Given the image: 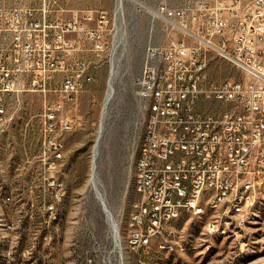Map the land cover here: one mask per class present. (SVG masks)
Listing matches in <instances>:
<instances>
[{"label": "built area", "instance_id": "built-area-1", "mask_svg": "<svg viewBox=\"0 0 264 264\" xmlns=\"http://www.w3.org/2000/svg\"><path fill=\"white\" fill-rule=\"evenodd\" d=\"M148 12L181 37L150 46L138 78L150 138L142 140L129 233L133 251L155 240L169 248L164 232L170 222L183 212L195 215L202 202L217 210L206 228L222 229L223 235L241 227L246 213L264 202V0L161 2ZM115 20L116 11L66 17L52 14L46 4L0 5V130L13 119L9 98L21 92L54 88L73 101L93 80L89 62L78 55L81 41L94 52L106 50ZM212 54L242 76L212 80ZM44 127L52 151L48 166L55 171L65 143L53 132L72 127L60 103L46 106ZM48 187L57 200L64 195V183L54 175ZM230 206H237V213H230ZM220 218H230V225H220ZM87 264L98 263L90 258Z\"/></svg>", "mask_w": 264, "mask_h": 264}, {"label": "rangeland", "instance_id": "rangeland-1", "mask_svg": "<svg viewBox=\"0 0 264 264\" xmlns=\"http://www.w3.org/2000/svg\"><path fill=\"white\" fill-rule=\"evenodd\" d=\"M97 6L113 14L115 0H99ZM188 0H126L111 31L112 45L94 52L81 41L78 55L89 62L93 80L73 101L54 88L28 90L8 100L13 119L0 130V264H264V202L247 212L241 227L222 234L206 228L209 214L183 212L172 220L164 235L170 245L157 242L133 251L126 244L135 189V162L145 131L146 110L137 95L138 78L150 46L164 47L181 37L148 10L161 2L179 6ZM42 8L37 0H0V5ZM52 14L69 16L58 5L46 4ZM116 32V33H115ZM116 53L112 98L106 108L98 143L97 172L103 183L106 204L120 229L123 252L115 246L103 200L90 183L95 141L110 79L114 37ZM209 74L222 81L242 74L232 64L210 56ZM115 81V82H114ZM60 103L62 115L72 122L68 130L55 129L68 155L50 171L52 151L45 142L44 113L49 104ZM134 165V166H133ZM54 175L64 183L60 200L48 187ZM103 204H102V202ZM53 206V210L49 207Z\"/></svg>", "mask_w": 264, "mask_h": 264}, {"label": "bare ground", "instance_id": "bare-ground-1", "mask_svg": "<svg viewBox=\"0 0 264 264\" xmlns=\"http://www.w3.org/2000/svg\"><path fill=\"white\" fill-rule=\"evenodd\" d=\"M123 5L124 3L122 2H117V6H116V14L117 15H121L123 14ZM116 33V32H115ZM119 43L120 40L117 37V35L114 34V49H113V56H112V60H111V69H110V79L108 82V89H107V94H106V98L104 101V106H103V116H105V112H106V108L112 98V92H113V76L115 74V69L117 65L116 63V53L118 52L117 49H119ZM117 59V58H116ZM119 59V58H118ZM117 59V60H118ZM117 70V69H116ZM115 82V81H114ZM102 116V117H103ZM98 136L100 134V126H99V131H98ZM143 138H150V121H145V131H144V136ZM98 139V137H97ZM99 143V142H98ZM144 148H145V141H142L141 144V149H140V153L138 158L136 159L135 162V173H136V177H135V189L136 192L138 193L139 189H140V178L138 177V173L140 171L141 168V164H143V156H142V152H144ZM99 155V150H98V145H97V140L95 141V145H94V150H93V157H92V163H91V176H90V183L92 188L95 190L96 194L98 197H100L103 202H105V204H103V206H105L104 209H106L107 215H108V219H109V224L110 227L112 229V233H113V237L115 240V246L117 248H119L122 252H123V243L121 241V234H120V229L118 227V223L115 220L113 214L111 213V211L109 210L107 204H106V200H105V192L103 189V183L101 178L98 175L97 172V164H96V159L97 156ZM134 166V165H133ZM137 201V199L135 200ZM259 206V205H258ZM230 213H237V206H230ZM209 214V218H217V210L213 209V204H210V202H202L198 208L195 209V215H206ZM135 217V202L133 203V210L130 216V222H129V233H130V228H132V221L133 218ZM220 225H230V218H220ZM209 229V228H208ZM211 230V229H209ZM213 231L216 232H220L222 233V229H213ZM128 233V237L126 244L128 245V247L130 249L133 250V239L131 238V236H129Z\"/></svg>", "mask_w": 264, "mask_h": 264}, {"label": "crops", "instance_id": "crops-1", "mask_svg": "<svg viewBox=\"0 0 264 264\" xmlns=\"http://www.w3.org/2000/svg\"><path fill=\"white\" fill-rule=\"evenodd\" d=\"M39 4H55L58 5L60 10L63 12H69V16L71 17L77 13H83L88 10H104L99 8H91L92 6H97V4L100 3L99 0H37ZM108 11V10H106ZM92 89V86L89 84L86 86V91H90ZM69 150L64 151V157L68 155Z\"/></svg>", "mask_w": 264, "mask_h": 264}, {"label": "water", "instance_id": "water-1", "mask_svg": "<svg viewBox=\"0 0 264 264\" xmlns=\"http://www.w3.org/2000/svg\"><path fill=\"white\" fill-rule=\"evenodd\" d=\"M104 119H105V116H103V117H102V120H101L100 134H99V136H98L97 145H98L99 139L101 138V135H102L103 125H104ZM105 211H106V210H105Z\"/></svg>", "mask_w": 264, "mask_h": 264}]
</instances>
